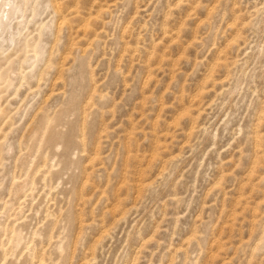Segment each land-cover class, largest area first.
<instances>
[{
  "label": "rangeland",
  "instance_id": "1",
  "mask_svg": "<svg viewBox=\"0 0 264 264\" xmlns=\"http://www.w3.org/2000/svg\"><path fill=\"white\" fill-rule=\"evenodd\" d=\"M0 264H264V0H0Z\"/></svg>",
  "mask_w": 264,
  "mask_h": 264
},
{
  "label": "bare ground",
  "instance_id": "2",
  "mask_svg": "<svg viewBox=\"0 0 264 264\" xmlns=\"http://www.w3.org/2000/svg\"><path fill=\"white\" fill-rule=\"evenodd\" d=\"M90 23V21H88V24Z\"/></svg>",
  "mask_w": 264,
  "mask_h": 264
}]
</instances>
